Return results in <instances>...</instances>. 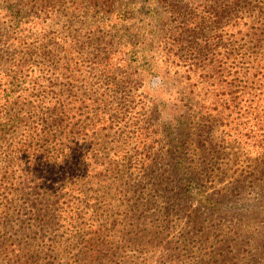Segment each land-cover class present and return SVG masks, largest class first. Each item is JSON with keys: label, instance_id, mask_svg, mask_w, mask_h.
<instances>
[{"label": "rangeland", "instance_id": "rangeland-1", "mask_svg": "<svg viewBox=\"0 0 264 264\" xmlns=\"http://www.w3.org/2000/svg\"><path fill=\"white\" fill-rule=\"evenodd\" d=\"M222 1L0 0V100L4 102L7 85H16L11 86L10 89L15 92L8 93L7 99L19 103L27 95L28 101L34 104L33 95L38 92L33 88H36L34 84L38 79L41 87L49 88L54 94H63L61 100L64 103L82 102L77 106H82L91 89L99 88L100 94L106 92L110 95L106 89L119 87L121 89L112 94L107 103L112 102L114 106L124 104L120 108L122 115L118 118L122 121L115 123L116 120L113 129L104 132L110 148L117 145L121 153L127 155V159L119 158V161L124 159L119 162V169L126 180L130 175L134 178L139 174V167L133 169L136 168L132 160L135 145L131 137L135 128L130 123L136 125L142 135L149 137L153 157V152L161 154L162 150L174 144L170 139L173 130L164 128L163 124L160 127L156 120L166 123L180 117L183 123L178 130L181 131L175 134L185 132L188 136L182 145L187 152L183 156L193 159L194 166L207 169L201 177L204 185L201 194L213 196L219 192H231L236 182L244 179L246 186L243 197H238L239 201L260 200L262 203L264 116L260 115L262 117L257 119L256 115L251 116L248 128L245 120L236 119V115L229 117L230 109L226 101L230 97L228 85L234 70L229 73L228 61L225 63L221 59L230 49L227 46L228 27L224 25L226 19L223 17L221 20L224 23L213 22L214 14L221 12ZM246 6L252 5L248 2ZM20 18L21 21H18ZM191 64L198 66L192 69ZM132 71L140 79H129L127 74ZM200 103L205 105L208 113H200ZM257 105L260 108V104ZM156 106L160 111L155 113L153 109ZM17 109L19 111V107ZM18 111L11 113L18 114ZM178 140L182 139L178 137ZM144 152L149 155L147 149ZM78 154L74 158L77 168L82 170V148ZM150 164L152 162L146 161L144 168ZM164 166L166 173L163 179L164 185H167V178H171L172 174L167 162ZM74 171L68 178L70 183H74L69 189L74 190L69 193L73 200L67 209L81 216L82 229L78 230L79 224L73 230L69 225H57L55 229H59L56 233L47 235L45 242L56 238V243L59 241L64 246L62 250L66 253L60 254L58 262L66 254L71 261L75 260L71 245L69 247L61 241L62 237L77 238L72 247L76 246L75 252L82 248L79 255L83 261L89 254L83 247L82 238L85 233L98 228L102 236L110 234L109 241L114 242L107 251L116 256L111 260L107 255V264H159L157 254L149 253L143 257L138 251L133 253L137 249L127 242L126 237L124 239V233L133 232L136 236L141 230L135 229L137 223H133L131 214L125 213V201L130 199V207H133L135 201L145 199L149 189L126 197L112 193L107 196L102 189L115 186L117 181L113 177L107 178L106 186L90 184V181L85 185V178L82 180L79 170ZM197 190L193 195L196 197L190 201L194 209H198V202L203 200V195H196ZM169 196V193L162 195L165 205L172 202ZM107 204L111 206L110 213L103 211ZM182 208L188 211L189 202H185ZM261 215L260 227H264V212ZM25 219L26 216L17 214L15 231L21 221L27 222ZM168 220L165 228L178 226L165 232L172 238L177 236V229L180 230L185 223L180 224L176 216H170ZM236 223V219L213 222L215 226L211 230L216 236L221 231L235 236ZM69 229L72 232L69 236L60 234ZM7 230L9 227L5 225L0 227V232ZM219 236L221 238L222 234ZM115 247L120 249L114 252Z\"/></svg>", "mask_w": 264, "mask_h": 264}, {"label": "trees", "instance_id": "trees-1", "mask_svg": "<svg viewBox=\"0 0 264 264\" xmlns=\"http://www.w3.org/2000/svg\"><path fill=\"white\" fill-rule=\"evenodd\" d=\"M248 2L251 7L246 6ZM221 4V12L214 14L213 22L218 24L223 22L222 17L226 19L223 23L228 27L227 46H230L227 55L221 59L225 63L228 61L229 73L234 70V75H237H233L229 82L230 97L226 104L230 109L229 117L236 115V119L245 120L248 128L251 116L256 115L255 119L264 116V98L261 100L264 97V0H223ZM12 39L15 41V38ZM196 66L191 64L192 69ZM150 71L154 73V70ZM127 76L129 79H140L133 71ZM11 86L16 87L7 85L4 102L0 100V227H9V230L0 232V264H107V255L111 260L116 256L107 251L110 245H114L113 240L109 241L112 236H102L98 228L85 233L82 238L83 247L89 254L83 261L79 255L82 248L75 252L76 246L72 247L77 238L60 239L67 246L71 245L75 256L73 261L66 254L58 262L60 254L66 251L62 250V243H56V238L45 242L49 233L54 234L59 229H55L57 225H69L73 230L79 224L78 230L82 229L81 216L67 209L73 200L69 193L74 190L69 189L74 183H70L68 178L75 169L79 170L82 180L85 178V185L90 181V184L106 186L107 178L113 177L117 181L115 186L102 189L107 196L112 193L126 197L149 189L145 199L135 201L133 207H130V199L125 201V213L131 214L133 223H137L135 229L141 228L136 236L133 232L124 233V239L126 237L127 242L137 249L133 253L138 251L143 257L149 253L157 254L159 264H264V227H260L264 200L262 203L260 200L239 201L238 197H243L246 186L244 179L236 182L230 189L233 191L213 195L218 196L216 198L211 194H201L204 187L201 177L207 169L194 166L193 159L183 156L187 152L182 145L188 136L185 132L175 134L181 131L178 130L183 123L180 117L166 123L156 120L160 127L163 124L164 128L173 130L170 139L174 144L162 150L161 154L153 152V157L149 137L142 135L136 125L130 123L135 128L131 137L135 145L132 160L136 168L133 169L139 167V174L134 178L130 175L126 180L119 169V162L127 159V155H123L117 145L110 148L104 132L122 121L118 118L124 104L114 106L112 102L107 103L111 95L121 88L106 89L110 95L106 92L100 94L99 88L91 89L82 106H77L82 102L64 103L61 100L63 94H54L49 88L41 87L39 79L34 84L36 88H33L38 92L33 95L34 104L28 101L27 95L19 103L11 102L7 99L8 93L15 92L10 89ZM99 95L104 98H99ZM198 105L201 114L208 113L203 103ZM12 111H18V114H12ZM157 111L160 110L156 106L153 112ZM151 122L149 120L151 125H155ZM178 137L182 139L180 142ZM81 148L82 170L77 168L74 158L79 156ZM140 149L143 151L139 152ZM146 149L149 155L144 152ZM120 156L124 159L119 161ZM146 161L152 164L144 168ZM166 162L172 177L167 178L168 184L164 185ZM130 166L132 168L131 162ZM261 173L264 175V170ZM74 174L77 172L74 171ZM196 189V195H203L198 209H194L190 202L196 197L193 196ZM162 193H169L172 202L165 205ZM185 202H189L188 211L182 208ZM109 207L107 204L103 211L110 213ZM17 214L26 216L27 222L21 221L15 231ZM170 216L180 219V224L185 223L180 230L177 229V236L172 238L165 232L178 226L165 228ZM224 219L237 220L235 236L222 231L216 236L212 232L213 222H223ZM71 229L60 234L69 236ZM119 249L115 247L113 251Z\"/></svg>", "mask_w": 264, "mask_h": 264}]
</instances>
